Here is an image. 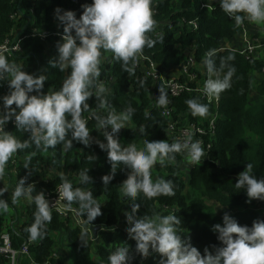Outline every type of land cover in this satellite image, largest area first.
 Returning a JSON list of instances; mask_svg holds the SVG:
<instances>
[{
  "label": "trees",
  "instance_id": "16d2710c",
  "mask_svg": "<svg viewBox=\"0 0 264 264\" xmlns=\"http://www.w3.org/2000/svg\"><path fill=\"white\" fill-rule=\"evenodd\" d=\"M202 1L212 2V9L201 8ZM91 2L92 0H80L78 3L70 0H0V44L10 37L13 38L30 23L37 28L36 32L63 31L55 17V9L59 7L63 10L75 11L79 18L83 12L82 5ZM180 4L181 7L176 9L173 0H152V5L156 7L153 18L156 25L162 27V34L155 35L158 26L154 31L147 33L157 43L152 48L145 47L144 50L152 54L154 60L161 66L179 65L185 48L194 49L198 56H201L211 49L216 50L224 39L230 40L241 32L240 27L235 26L234 20L225 15L218 0H180ZM18 9L21 15L13 18ZM183 16L189 20H196L198 28L192 30L187 25H179V18ZM177 30L179 35L175 37ZM59 40V36L52 35H47L45 40H41L38 35L29 36L20 43L21 55L9 59V62L20 65L30 74L34 71L36 62L40 67L45 68L47 77L43 89L45 93L58 90L68 74L67 71L60 72L59 69L51 67L49 63L57 55L56 44ZM46 45L52 54L50 59L46 56ZM231 54H234L235 59L228 63L235 66L236 73L232 77L231 88L220 93L222 98L217 109L218 118L214 129L216 139L207 153L205 162L191 169L187 178L184 177L182 157L180 158L179 154H176V164L166 161L165 165L161 166L157 163L151 169L154 182L158 174L162 175L160 178L173 181L175 194L172 196L160 195L148 199L140 193L136 200H128L123 195L121 184L131 174V169L122 164L117 165L114 178L105 189L101 177L112 174V165L108 160L107 152L101 150L95 143L96 140L106 141L103 130L98 128L91 114L95 111L99 115L106 116L107 110L98 107L95 96L87 101L89 111L82 112L83 118L88 120V128L93 138L90 146L74 141L73 148L68 151H64L62 145H57L54 149L50 148L47 152L38 150L33 145L15 153L6 166V175L12 176L16 184L21 177L29 173L27 183H35L37 192L43 191L46 198H51L57 186L62 183L60 176L63 174L72 182L74 188L91 190L94 198L101 204L102 213L90 223L102 226L95 237L96 241L86 242L85 235L81 238L82 228L73 224L71 209H78L75 203L66 216H60L51 208L53 219L47 226L46 236L32 241L26 229L33 222L35 205L28 202L22 214L25 220L19 231L8 229L14 249H19L30 240L27 245L29 255L19 256L16 264H28L31 260L36 264H66V260L61 255L56 256V246L63 237L68 246L76 251V256L68 264H108V256L118 247L126 244L134 256L132 264H159L158 253L143 258L135 252L136 242L129 238L125 228L128 225L126 213L131 214L133 205H139L137 216H152L157 213L177 215L181 220L178 232L181 233L182 238L184 232L189 233L193 246L202 254L205 247L211 250L212 245L220 246L216 238L217 234L212 228L215 224L223 223V215L216 211L215 203L231 209L230 215L241 225L251 226L254 220L264 219V213H260L259 209L253 208L251 203L246 202L248 197L244 189L235 187L238 174L245 170L247 163L253 164V173L258 179H264V104L249 105L251 88L249 71L255 65L245 60L242 55L232 51L216 52L214 59L218 75L222 78L227 72L226 67L221 69V60ZM141 80L145 81L143 87L140 85ZM99 81H102L107 88L104 95L111 108L122 112L131 105L135 109L132 117L133 125L128 129H121L117 134L122 146L130 144L141 125L148 133L147 136L139 134L142 138L141 143L144 144L145 140L168 141L165 133L168 129V121L160 115L149 98L150 91L157 92L160 83L154 84L138 70H135L134 75L125 72L121 62L114 58L113 53L103 50ZM0 90L8 94L7 81L3 82ZM258 91L264 96V81H260ZM188 99H193L188 93L173 99L171 104L174 108L173 118H176L180 111L189 110L186 104ZM208 108L213 111L212 107L208 106ZM244 125L255 132V141L245 140ZM5 131L13 133L22 141L29 137V133L17 131L14 123L8 124ZM33 152H35L34 156L31 155ZM29 156L31 163L28 169H25L24 164ZM84 169H89L88 174L92 177L90 184L80 183L79 174ZM121 215L124 219L122 227L119 226ZM81 218L86 219V215ZM3 229L4 225L0 218V236ZM7 259L6 255L0 253V264L8 262Z\"/></svg>",
  "mask_w": 264,
  "mask_h": 264
},
{
  "label": "clouds",
  "instance_id": "9594fccd",
  "mask_svg": "<svg viewBox=\"0 0 264 264\" xmlns=\"http://www.w3.org/2000/svg\"><path fill=\"white\" fill-rule=\"evenodd\" d=\"M220 8L236 27H241L245 20L257 25L264 24V0H218ZM83 12L77 18L72 10L55 9V17L62 26L60 40L56 44L57 55L50 60L51 67L66 72L62 86L58 90L43 91L47 77L43 74L33 75L23 70L20 65L9 62L0 51V86L7 81L9 92L0 96V181L6 175L9 160L18 151L31 148L47 152L57 145L64 151L73 148V142L90 146L93 138L88 128V120L82 112L89 111L87 101L95 96L100 109L107 110L102 116L93 111L99 129L103 130L104 141L96 140L99 148L107 152L112 165V174L101 177L105 189L113 180L117 165L131 169V174L121 184L123 195L130 201L136 200L138 194L152 199L160 195L172 196L174 183L171 179H152L151 169L159 163L175 162L176 154H186L191 164L200 163L205 150L201 140H193L188 135L183 141L167 140L144 142L143 150L137 144L122 146L118 133L132 120L135 109L129 105L124 111L116 112L111 108L101 76L102 50L113 53L121 62L125 72L134 75L138 57L143 55L145 47L152 48L157 43L147 33L154 31L156 21L153 18L152 0H92L82 5ZM160 39V38H158ZM216 50L211 49L203 60L209 78L205 81L203 91L206 95L218 97L220 93L231 88L232 77L236 73L234 65L228 63L235 59L234 54L221 60V69L227 72L221 78L218 75L215 57ZM145 84L140 81L141 87ZM93 89L95 91H93ZM168 92L159 88L157 107H167ZM193 116L206 117L209 112L207 104L198 99L186 100ZM15 105V107H12ZM147 118V117H146ZM12 121L17 131L29 133L26 140L18 139L13 133L5 131ZM139 132L147 136L146 128L141 125ZM182 154V155H184ZM35 155V152L31 154ZM31 156L24 168L28 169ZM253 164L247 163L245 170L237 177L235 187L244 189L248 200L264 201V179H258L253 173ZM89 169L80 172L81 184H90L92 177ZM28 175L21 177L12 193L11 204L16 205L21 198L35 205L34 219L26 229L32 241L46 236L47 226L53 215L48 199L43 191L37 192L35 183H27ZM58 188L59 201L67 211L73 203L78 205L77 212L88 224L101 213V204L94 198L91 190L73 186L63 174ZM8 192L0 187V215L8 213L10 205L4 199ZM35 193V194H34ZM222 208V207H220ZM139 205H133L131 214L126 213L127 233L135 240V252L143 258L152 253L160 255L159 264H264V219H256L251 226L241 225L230 214L223 215V223L215 224L212 231L217 234L220 246L205 247L203 254L193 246L190 236L182 238L178 232L180 218L175 214L137 216ZM134 256L129 246L118 247L108 256V264H132ZM15 264V257H13Z\"/></svg>",
  "mask_w": 264,
  "mask_h": 264
},
{
  "label": "built area",
  "instance_id": "2783aa9c",
  "mask_svg": "<svg viewBox=\"0 0 264 264\" xmlns=\"http://www.w3.org/2000/svg\"><path fill=\"white\" fill-rule=\"evenodd\" d=\"M73 3H78L80 0H70ZM202 7L212 9L213 5L210 3H202ZM21 15L20 9L15 13L12 17L17 18ZM184 23H187L189 27L196 29L198 28V24L196 20L187 21L184 18L182 19ZM247 21V20H245ZM246 23V22H245ZM36 33L32 31L31 33H17L13 38L10 37L5 42L0 44V51L3 52L7 57L16 56L21 52L20 43L28 36L35 35ZM41 39H44L47 35L59 36L62 34V31H53L52 33L38 32L37 33ZM156 34H159V30L156 31ZM264 45L253 43L250 39H246L245 44L239 48V53L247 60L253 61L255 56L256 49H262ZM184 63L181 66V69L184 71V74H188V79L183 81L184 75L179 74V78L177 73L173 68H176L174 65L172 66H161L159 65L153 58L151 54L144 51L143 55L138 57V62L136 64L135 70H138L142 75L150 78L153 81L159 82L162 85V88L166 92H168L169 104L167 107H158L161 115L165 116L168 121V129H167V138L168 142L172 143L176 140L183 141L187 138L188 135H191L193 140H201L203 142V147L205 150L204 160L207 159V153L211 149L213 145V141L216 139L215 137V123L213 120L209 121L207 126L198 125L196 122L189 121L185 119L183 116H176V118L172 117L174 112V108L171 105L173 98L180 96L183 93H192L199 91L203 93L202 98H206L212 104L218 105L219 97L208 96L203 91V85L205 81H202L206 70L204 71L202 78L199 77V74L194 71L195 66L198 63H202V60H197L194 51L187 49L183 55ZM204 60V59H203ZM177 77V78H176ZM192 84V85H190ZM9 123H13L10 121ZM184 154V153H182ZM57 186L55 190V194L53 197L49 198L52 201L51 207L55 209V211L60 216H66L68 214V210L66 211L60 205L62 202L59 201V194ZM73 219L76 218V221L79 225L86 227V221L81 218L76 209L71 210ZM82 228V227H81ZM87 230V227H86ZM28 244L24 243L19 249H14L11 245V237L7 231L2 232L0 236V253L6 255L11 264H13V257H15V263L18 260V257L21 255L28 254ZM48 264V263H46ZM57 264V263H55Z\"/></svg>",
  "mask_w": 264,
  "mask_h": 264
},
{
  "label": "crops",
  "instance_id": "0c3cea01",
  "mask_svg": "<svg viewBox=\"0 0 264 264\" xmlns=\"http://www.w3.org/2000/svg\"><path fill=\"white\" fill-rule=\"evenodd\" d=\"M174 2H175V7H176V9L177 8H180L181 7V4H180V0H173ZM202 3L204 4V2L202 1ZM206 3H211L212 4V2H209V1H206ZM202 5V4H201ZM201 8H205V7H202L201 6ZM208 9V8H207ZM152 10L153 11H155L156 10V7H155V5H152ZM209 10H211V9H209ZM22 11H23V9H22ZM225 15L226 16H228L226 13H225ZM185 19V20H187V21H190L189 19H187L185 16H183V17H181V18H179V21H178V24L179 25H187L188 27H189V25L187 24V23H184V21H182V19ZM26 21H27V19H26ZM246 22V23H245ZM244 22V24L240 27V29H241V32L238 34V35H234L232 38H230V40L229 39H224L223 40V42L218 46V47H216V52H224V51H232V52H236V53H238V54H240L239 53V48L241 47V46H243L244 44H245V41H246V39L248 38V39H250L251 38V41L253 42V43H257V44H261V45H264V24H260V25H257V24H254V23H250V22H248V21H245ZM176 23H177V20H176ZM156 26H158V25H156ZM191 28V27H190ZM192 30H196V29H193V28H191ZM157 30H159V34H156V31ZM157 30L155 31V35L156 36H158V35H161L162 34V27L159 25L158 26V28H157ZM32 31H34L36 34H35V36L36 35H38L37 33L38 32H36V31H38L37 30V28H34L32 25H31V23L30 24H27L25 27H23L22 28V30H21V32H19V33H31ZM190 31V30H189ZM42 32H45L44 30L43 31H40V33H42ZM46 33V32H45ZM179 34H178V30H177V33H175V37L176 36H178ZM262 36V37H257V36ZM31 36H33V35H31ZM39 36V35H38ZM29 37V36H28ZM27 38V37H26ZM39 38H40V36H39ZM41 39V38H40ZM41 40H45V38L44 39H41ZM188 48H185V50H187ZM190 50H193L194 51V54H195V56H196V58H197V60H202L203 61V59L205 58V54L207 53H205L204 55L203 54H201V56H198V54L196 53V50H194V49H190ZM258 49H256V51H257ZM145 51V50H144ZM185 52V51H184ZM263 52H264V46H263V48L262 49H260V51L258 52V53H256L255 52V56H253L254 57V60L253 61H249V60H247V59H245L243 56V58L245 59V60H247V61H249V62H252V63H254L253 65H255V66H253L252 68H251V70L249 71V81H264V54H263ZM150 54V53H149ZM21 55V52L20 53H18L16 56H13V57H7L8 59H14V58H16V57H18V56H20ZM51 51H50V49H49V47L46 45V56H47V59H50L51 58ZM152 55V54H151ZM241 55V54H240ZM153 56V55H152ZM183 63H184V59H183V57L181 58V62H180V64L179 65H177V69H179V68H181V66L183 65ZM206 70V73H205V75H204V78L202 79V81H206L208 78H209V76H208V72H207V69H206V66L205 65H202V63H198L196 66H195V68H194V71L195 72H197L198 74H199V77L200 78H202V75H203V73H204V71ZM45 73H46V69L45 68H43V67H40V64L38 63V62H36V66H35V68H34V71L32 72V74L33 75H41V74H43V75H45ZM178 76V78H179V74L177 75ZM131 77V76H130ZM177 78V77H176ZM153 81V80H152ZM153 83L154 84H157V83H159V82H156V81H153ZM260 83V82H259ZM190 85H192V84H190ZM259 85V84H258ZM258 85H257V93L259 94V96L260 97H264L263 95H261L260 93H259V91H258ZM162 87V85L160 84V87L159 88H161ZM203 87H204V85H203ZM252 87V86H251ZM250 93H251V88H250V91H249V105H252V106H255V105H258V104H264V100H259V101H257V100H251L250 98H251V96H250ZM4 95H6V93L2 90H0V96H4ZM203 93H201V92H199V91H196V92H192V93H190L189 94V96H191V98H195V99H198V101H203V102H205L204 104H207L210 108L212 107V109H213V111H211V110H209V112H208V115L206 116V117H200V116H193L192 114H191V110L189 109V110H186V111H180L179 113H177V116H183V117H185V119H188L189 121H193V122H196L198 125H201V126H207V124L209 123V121H211V120H213V122L215 123L216 122V120H217V118H218V115H217V109H218V106H219V103H220V101H221V98H222V96L219 94V100L217 101L218 102V105L216 106L215 104H212L211 102H209L206 98H202L203 96ZM159 96V89L157 90V92H155V91H153V90H151L150 91V93H149V98L151 99V101H152V103H153V105H155L156 107H157V104H156V100H157V97ZM175 98H177V97H175ZM174 99V98H173ZM172 102H173V100H172ZM172 102H171V104H172ZM260 104V105H261ZM259 106V105H258ZM157 109H158V107H157ZM159 111V110H158ZM160 113V112H159ZM160 115H161V113H160ZM164 119H167L165 116H163V115H161ZM8 124H10V123H8ZM8 124H7V126H8ZM243 129H244V131H245V136H244V138H245V140H247V141H255L256 140V134H255V132L254 131H252L250 128L248 129V128H246V126L244 125L243 126ZM165 133H166V138H167V131L165 130ZM140 144H142V145H144L143 143H141L140 142ZM179 155H180V158L182 157V159H181V163L183 162V161H185V160H187L186 159V154H184V155H182V154H180V153H178ZM205 155V154H204ZM11 159H13V157L11 158ZM205 162V160H204V157H202V160H201V162L200 163H197V164H191L190 163V166L188 167V168H184L183 167V169H184V172H185V170H186V175L184 174V177L185 178H187L188 177V174H189V171L191 170V169H193L194 167H197V166H200V165H202L203 163ZM177 163V160H175V164ZM159 173V172H158ZM15 186H16V183H15V180L13 179V177L12 176H7V175H5V178H4V180L3 181H0V187H6L7 189H8V192H6L5 194H4V199H6V200H8V202H9V205H10V210H9V212L8 213H5V214H3V215H0V218H1V220H2V222H3V225H4V229H3V232H5V231H7L8 233H9V235H10V237H11V233L8 231V229H10V231H12V230H15L16 232L17 231H19V229H20V227H21V225H22V223L24 222V220H25V218L23 217V211H24V207H25V205L29 202V201H27L26 199H24V198H21L20 199V201H19V203L18 204H16V205H12L11 204V196H12V193H13V191H14V189H15ZM48 200H50L49 198H47ZM252 206V205H251ZM51 207V206H50ZM217 207H222V206H220L219 204H217V203H215V208H216V211L218 212V213H220V214H222V215H224L225 213H228V214H230L231 212H232V210L231 209H229V208H227V207H222L221 208V210H218V208ZM253 207V206H252ZM257 207V206H256ZM254 208V207H253ZM52 209H54L53 207H52ZM74 209V208H73ZM125 210L127 209V207L126 208H124ZM257 209V208H256ZM55 210V209H54ZM72 210V209H71ZM77 210V209H76ZM260 213H264L262 210H260ZM71 215H72V213H71ZM73 217V216H72ZM123 218H122V215H121V219L120 220H122ZM124 220V219H123ZM122 225H123V223H122V221L120 222ZM120 223H119V226H121L122 227V225H120ZM73 224L74 225H77V226H80V227H82V232H81V238H82V235H85V240H86V242H88L87 241V237H89V242H93V241H96L95 239V237L92 235V233L89 231V225H94V224H88L87 222H86V227H87V230H86V227H83V226H81V225H79L78 223H77V221H76V218L74 217V219H73ZM126 228V227H125ZM189 234V233H188ZM60 236H63V235H60ZM189 237V236H188ZM59 239V238H58ZM30 242V240L29 241H27L26 243L28 244ZM59 242H64V243H66V245L68 246V244H67V242L64 240V237H63V239L62 240H60L59 239V241H58V244H59ZM25 243V244H26ZM69 247V246H68ZM57 248H58V245L56 246V250H57ZM74 253L76 254V252L74 251ZM65 254H67V251H65ZM26 255H29V252H28V254H25V256ZM24 256V255H23ZM57 256V255H56ZM62 256V258H64L65 260H66V264H68V263H71V261L74 259V257L76 256V255H74L72 258H65V256L64 255H61ZM18 259H19V257H18ZM70 259V260H69ZM7 261L8 262H6L5 264H11V261H10V259L8 258L7 259ZM18 261V260H17ZM17 261H16V263H17ZM30 261V260H29ZM15 263V264H16ZM28 264H36V263H34L32 260L28 263Z\"/></svg>",
  "mask_w": 264,
  "mask_h": 264
},
{
  "label": "rangeland",
  "instance_id": "374dc122",
  "mask_svg": "<svg viewBox=\"0 0 264 264\" xmlns=\"http://www.w3.org/2000/svg\"><path fill=\"white\" fill-rule=\"evenodd\" d=\"M257 36V35H256ZM257 37H262V36H257ZM264 40V39H263ZM260 51V49H258L257 51H256V53H258ZM263 54H264V52H263ZM176 67H177V65H175ZM174 69V71L177 73V75L178 74H183L184 75V79H183V81H185V80H187L188 79V74H184V71L181 69V68H179V69H177V68H173ZM259 82L260 81H251V93H250V96H251V100H257V101H259V100H264V97H260L259 96V94L257 93V85L259 84ZM117 112V111H116ZM119 113V112H118ZM133 125V121L131 120L130 122H127L126 123V125H125V128H123V130L124 129H128L129 127H131ZM139 134H140V132H139V130H137V132H136V134H135V136L132 138V140L130 141V143H135V144H137V146H138V149H140V150H143V148H144V145H142V144H140V142L142 141V138H140L139 137ZM181 166L182 167H184V168H188L189 166H190V163L187 161V160H185V161H183L182 163H181ZM185 175H186V170H185ZM157 177L158 178H160V177H162V175L161 174H158L157 175ZM251 205L254 207V208H257V209H259V210H262L263 212H264V201H260V200H252V202H251ZM257 206V207H256ZM218 208V210H221V208L220 207H217ZM122 221V223H123V219L121 220ZM120 225H122L121 223H120ZM123 226V225H122ZM129 227V225H126V230H127V228ZM185 234H184V238H187L188 237V233L187 232H184ZM87 241L89 242V237H87ZM65 251H67V254H65ZM74 251L75 250H73L72 248H70V247H68L67 245H66V243H64V242H59V244H58V248H57V250H56V255L57 256H59V255H64L65 256V258H72L74 255H76L75 253H74ZM76 252V251H75ZM70 260V259H69Z\"/></svg>",
  "mask_w": 264,
  "mask_h": 264
},
{
  "label": "water",
  "instance_id": "95a60500",
  "mask_svg": "<svg viewBox=\"0 0 264 264\" xmlns=\"http://www.w3.org/2000/svg\"><path fill=\"white\" fill-rule=\"evenodd\" d=\"M48 201H49V204L51 206L52 205V201L51 200H48ZM60 206L62 207V204ZM101 229H102L101 225H97V224L89 225V231L92 233V235L94 237L97 236L98 231H100Z\"/></svg>",
  "mask_w": 264,
  "mask_h": 264
}]
</instances>
